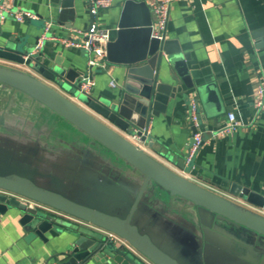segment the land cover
Here are the masks:
<instances>
[{"label": "crops", "instance_id": "0c3cea01", "mask_svg": "<svg viewBox=\"0 0 264 264\" xmlns=\"http://www.w3.org/2000/svg\"><path fill=\"white\" fill-rule=\"evenodd\" d=\"M126 1L115 0L99 19L112 32V41L117 39ZM134 1L149 7L158 0ZM58 2L16 0V8L55 26L60 16ZM74 5L73 21L55 28L60 38L78 39L77 32L91 25L89 0H74ZM170 8L166 39L177 42L182 53L190 57L187 64L195 87L207 85L214 101L206 107L196 90L183 87L186 98L178 94L166 113L150 123L153 148L135 143L165 165L159 154H187L196 134L191 127L189 102L196 100L206 127V142L196 155L194 170L179 173L264 218L263 209L229 194L231 186L238 185L264 197V110L255 106L258 80L264 78V35L259 48L252 37L255 31L264 30V0H175ZM41 35L42 31L28 22L9 20L0 26L1 45L26 38L34 46ZM44 51L62 67L86 75L85 79L93 78L94 98L117 105L125 95L128 67L107 61L105 69L91 70L83 50L66 48L59 42H47ZM2 64L22 69L0 60ZM232 113L240 127L234 134L221 136ZM0 178L8 185L19 181L121 221L130 215L145 181L142 173L60 113L2 83ZM5 192L14 198L22 196L12 190ZM22 216L12 209L0 217V264H59L69 256L78 239L73 231L49 232L44 242L25 231L20 224ZM72 223L89 228L76 220ZM132 226L179 264H264L263 236L222 218L214 219L154 182L149 183L138 204ZM85 264L108 263L93 258Z\"/></svg>", "mask_w": 264, "mask_h": 264}, {"label": "water", "instance_id": "95a60500", "mask_svg": "<svg viewBox=\"0 0 264 264\" xmlns=\"http://www.w3.org/2000/svg\"><path fill=\"white\" fill-rule=\"evenodd\" d=\"M58 4L59 21L51 29L49 38L55 35L56 26H65V22L73 21L75 15L74 0H59ZM27 22L42 33L47 24L39 17ZM152 25V13L145 2H125L117 39L107 47L110 64L128 67L124 79L125 95L117 105L81 93L80 87L86 75L50 60L44 51L46 44L39 53H34L41 36L37 37L34 46L29 45L26 38L0 44V60L22 68L0 65V83L39 99L123 158L145 178L136 203L124 221L19 181L8 185L0 178V217L17 209L23 213L20 224L25 231L44 242L47 241L46 234L52 231L61 234L64 229H69L78 236L69 256L59 264H85L93 258L108 264H179L132 226L133 216L150 182L192 202L201 211L212 214L214 219L222 218L264 237V218L221 195L210 193L179 173H191L195 168L196 156L186 166L190 147L187 154H159L166 160L165 165L128 139L137 137L140 143L153 148L149 137L152 119L165 114L169 102L178 94L186 98V90H196L206 107L214 101L213 91L207 85L195 87L187 64L190 57L182 53L177 42L168 41L166 36L163 41L153 37ZM67 28H72V25H67ZM263 35L264 30L252 33L258 48ZM199 119L198 127L206 134L201 113ZM191 127L194 134L198 132L193 124ZM205 142L203 140L201 148ZM5 190L22 196L14 198ZM229 194L242 203L264 210V197L247 188L232 185ZM69 219L89 228L80 227ZM109 233L120 241L111 239Z\"/></svg>", "mask_w": 264, "mask_h": 264}, {"label": "built area", "instance_id": "2783aa9c", "mask_svg": "<svg viewBox=\"0 0 264 264\" xmlns=\"http://www.w3.org/2000/svg\"><path fill=\"white\" fill-rule=\"evenodd\" d=\"M115 0H89L88 14L91 18L89 28L86 31H78V39L60 38L57 35L48 37L51 29L55 23L46 22L44 32L42 33L38 44L35 47L34 53H39L49 41L59 42L66 48H77L83 50L88 56V64L91 70L105 69L107 66V47L112 42V32L103 27L99 19L105 11L113 7ZM175 0H158L149 5L153 18V37L160 41L164 40L166 36L167 25L169 21L170 7ZM16 0H0V26L9 20L19 23H25L29 20H37V16L29 11H21L16 8ZM114 85V82L112 83ZM255 94V106L258 111L264 110V78L260 77L258 80ZM95 83L93 78L85 79L80 87L81 93L86 95L92 94V89ZM199 102L191 99L189 102V116L190 121L194 126H199ZM240 127L237 117L234 113L228 115V123L220 131L221 136L234 134ZM203 133L197 132L193 136L186 166H188L193 158L200 151L203 143ZM131 141L139 142L137 137H131ZM1 192V191H0ZM8 195L13 197V194ZM111 239L120 241L114 234L109 233Z\"/></svg>", "mask_w": 264, "mask_h": 264}]
</instances>
